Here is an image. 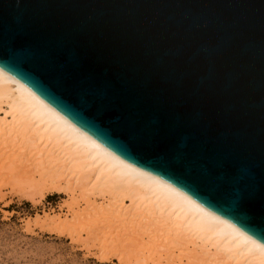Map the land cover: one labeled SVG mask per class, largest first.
Here are the masks:
<instances>
[{
    "label": "water",
    "instance_id": "1",
    "mask_svg": "<svg viewBox=\"0 0 264 264\" xmlns=\"http://www.w3.org/2000/svg\"><path fill=\"white\" fill-rule=\"evenodd\" d=\"M0 68L264 245V0H0Z\"/></svg>",
    "mask_w": 264,
    "mask_h": 264
},
{
    "label": "bare ground",
    "instance_id": "2",
    "mask_svg": "<svg viewBox=\"0 0 264 264\" xmlns=\"http://www.w3.org/2000/svg\"><path fill=\"white\" fill-rule=\"evenodd\" d=\"M1 145L11 147L16 156L24 152L29 161H39L34 171L40 179L51 185L64 180L73 198L78 191L86 199L99 197L92 207L97 219L83 229L86 234L107 236L105 229L115 226L113 234L128 237V246L125 239L121 243L131 251L133 245L140 253L164 252L166 259L183 250L205 264H264L263 244L169 182L120 158L0 68ZM54 221L59 223V218ZM71 235L73 239L75 234ZM111 240L113 244L117 239ZM122 244L119 239L117 245Z\"/></svg>",
    "mask_w": 264,
    "mask_h": 264
},
{
    "label": "rangeland",
    "instance_id": "3",
    "mask_svg": "<svg viewBox=\"0 0 264 264\" xmlns=\"http://www.w3.org/2000/svg\"><path fill=\"white\" fill-rule=\"evenodd\" d=\"M38 162L29 161L24 152L16 156L11 147L0 146V264H205L194 261L183 250L175 251L166 259L164 252L151 254L141 249L140 253L138 249L133 250V245L132 251L125 249L122 239L128 246V237L113 234L115 226L108 229L110 235L105 229L108 238L86 234L83 229H89L97 219L93 208L99 197L90 196L89 200L78 191L75 199L64 180L54 185L41 180L37 169L34 171ZM40 216L44 218H36ZM56 218L59 223H53ZM77 230L81 231L79 236ZM71 232L75 234L73 239ZM110 236L117 239L115 243H110L113 242ZM119 239L122 248L117 245Z\"/></svg>",
    "mask_w": 264,
    "mask_h": 264
}]
</instances>
